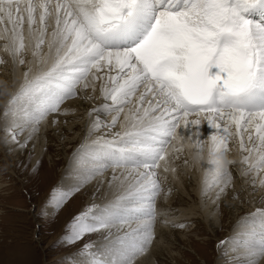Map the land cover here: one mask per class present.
Instances as JSON below:
<instances>
[{
  "label": "snow or ice",
  "instance_id": "6c2138e0",
  "mask_svg": "<svg viewBox=\"0 0 264 264\" xmlns=\"http://www.w3.org/2000/svg\"><path fill=\"white\" fill-rule=\"evenodd\" d=\"M9 62L13 83L23 71L0 111L8 153L27 148L50 115H66V101L92 102L99 85L66 169L72 182L53 187L40 212L110 172L93 200L105 185L112 198L65 227L67 245L97 237L71 264H140L157 223L187 226L157 209L184 140L194 142L202 198L240 200L236 178L250 188L240 202L254 210L217 245L225 264H264V0H0V65Z\"/></svg>",
  "mask_w": 264,
  "mask_h": 264
},
{
  "label": "rangeland",
  "instance_id": "374dc122",
  "mask_svg": "<svg viewBox=\"0 0 264 264\" xmlns=\"http://www.w3.org/2000/svg\"><path fill=\"white\" fill-rule=\"evenodd\" d=\"M89 103L86 102L87 105ZM80 132L75 131L71 137L77 139ZM47 144L51 146L43 149L37 159L29 145L24 152L20 151L18 156H15L13 151L8 153L5 150L3 133L0 135V264H71V258L78 250L90 239L97 238L95 235L85 236L71 245L62 242L66 225L86 206L93 202L98 203V197L93 200V196L89 197L83 189L74 193L54 214L40 215L42 210L49 211L42 206L45 205L52 188L64 182L65 178L61 175L67 165L63 167L61 161L57 160V142L48 141ZM192 184L195 186L196 182ZM168 195L173 198L174 203L169 218L172 219L171 215L180 213V210L183 208V211L189 204L193 208L191 214L182 216L181 222L189 220L184 223L187 225L185 228L171 227L172 230L167 233L172 241L174 231L184 235L183 239L175 240V247H172V251L176 253L173 257L178 264H225L226 258H222L217 245L239 230L237 225L232 230L227 227L237 221L233 222L237 212L232 205L225 207L227 199H222L221 209L216 207L214 212L203 211L202 208L210 198L208 201L203 198L204 202L201 203V197L192 194L179 196L181 199L177 191H170ZM240 196L243 197L241 193ZM233 202L240 207V211L251 210V207L242 205L237 200ZM219 219L222 221L216 224ZM188 245L195 248L205 263L197 259L196 252ZM165 254L156 260V264H172L169 262V254Z\"/></svg>",
  "mask_w": 264,
  "mask_h": 264
},
{
  "label": "bare ground",
  "instance_id": "6f19581e",
  "mask_svg": "<svg viewBox=\"0 0 264 264\" xmlns=\"http://www.w3.org/2000/svg\"><path fill=\"white\" fill-rule=\"evenodd\" d=\"M22 71L23 69L17 70L16 76H15V83H13L11 63L9 62L8 64L0 65V111H2L3 109L5 100L11 94V92L15 90V87L20 82V73ZM5 82L8 88L7 93H5L4 91ZM88 94L94 97V100L90 102L88 105L86 104V102H83L80 99H73V100L66 101L61 107L62 109L68 108L70 109V111L66 115H59V114L50 115L48 119L44 123L41 124L39 134L36 136V138L33 141H30L28 144L32 148L31 150L34 152V155L37 159V157L40 156V153L42 152L43 149L51 146L50 144H47L48 141L57 142L56 145L58 146L57 149L59 150L57 153V156L59 155V158H57V160L61 161V164L63 165V167L65 164H67L65 166L66 168L63 170L64 173L61 175L62 178H65L64 182H62V184H65V185H69L72 182L71 178L66 175V169L71 159V155L73 151H75L76 148L83 142L85 133L87 131V125L89 123V118L87 116V110L93 107L94 105H98L101 103V100L99 99V95H100L99 85H97L95 92L89 89ZM52 120H56L57 123L53 124ZM76 120L77 122H75ZM75 131H81L77 139L71 137V135L74 134ZM178 131L181 132L182 134H185L183 129H179ZM201 131L204 134V136H207L213 130L208 127L207 123H204L203 125H201ZM0 135H2V132H0ZM193 135H195V132H193ZM175 143L177 147H181V144L179 141ZM204 143L205 145L207 144V138H205ZM67 145H70L71 147L66 148ZM13 149H14L13 152L15 153V156L16 155L18 156V153L24 150V149L18 150L16 148H13ZM206 153H207V148L205 147V150H204L205 156H206ZM231 155L233 159H236L237 161L239 160V155L235 151H233ZM184 158H187L189 161L187 166L184 165L183 163ZM175 163H176L177 171L175 174H172V173L168 174L167 179L164 182L165 189L166 190L170 189V191H177L178 197L183 196V195L189 196L190 194L196 195L197 197H201L200 200H201V203H203L204 199L201 196V178H202L203 172H202V169H199L194 163V142H190L189 140L183 141L181 159L177 160ZM238 168H239V164L237 163L234 166V171L235 169H238ZM109 175H110V172L105 173V176L103 178L98 177L97 179L93 180L87 186L82 188L83 191L86 194H88L89 197H92L96 189L97 183L101 179L106 180ZM192 182H196L195 186H193ZM235 184H236L235 190L239 193V195L240 193L243 195V197L240 196V200H242L246 196L247 192L250 191V188L248 186H243L245 188V191H241L242 181L239 178H236ZM262 193H264V189H258L256 196L259 197ZM229 194H231V192ZM231 195H229L228 198H226L227 204L225 207H227V205L228 206L232 205V208H234L237 212V216L235 215L233 222L235 220L237 221L236 223H232V225L227 226L229 230L234 229L233 227L235 225H238V221L240 220L242 216L254 210V205L241 203L242 205H245V206L248 205V207H251V210L250 211H243V210L240 211V207H238L235 204V202L231 200ZM169 196L170 195H168L167 198L161 197L157 201L158 211H164V212L171 213L170 210L174 203L172 202L173 198ZM97 197L99 198L97 204H102V203H105L107 199L112 198V193L107 192V187L105 185L104 190L101 191V193ZM179 198L181 199V197ZM240 200H237V202H240ZM206 201H208V199H206ZM165 202H166V205H165ZM212 205L214 204L211 202V199H210L206 203V205H204L202 210L203 211L211 210V212H214L216 206L213 207ZM211 206L213 207V209H211ZM222 207H223L222 203L219 202L218 208L221 209ZM181 210H180L181 214L180 213L176 215L174 214V215H171L170 217H172V219H174L177 223H185L186 221L189 222V220H184L183 222L181 221L183 219L182 216H186L192 213L193 208L191 207V204H189V207L185 208L183 211ZM229 212L232 213L231 211ZM160 219H163V217H160ZM221 221L222 220L219 219L218 222H216V224L220 223ZM216 224H215V227L217 228ZM238 229H239L238 231L241 230L240 228ZM171 230L172 228L169 226L163 225L161 223L156 224L155 226L156 241L152 245L151 252L149 253V255L145 257L144 259H142L140 261V264H156V260L158 258L165 256L166 255L165 253H168L170 256L171 261L169 262H171L172 264H178L175 257H173V255L176 253L172 251V247L173 246L175 247V244H176L175 240L179 241V239H183L184 235L180 233L179 231L177 232L174 231V241H172L173 239L171 240L170 238H168V235L170 234H167ZM188 246L191 249H193L194 252H196L193 246L191 245H188ZM184 250L190 251L189 249H184ZM196 254L198 257L197 259H200L201 262L205 263L204 258L199 253L196 252ZM229 255H231V253H229Z\"/></svg>",
  "mask_w": 264,
  "mask_h": 264
}]
</instances>
